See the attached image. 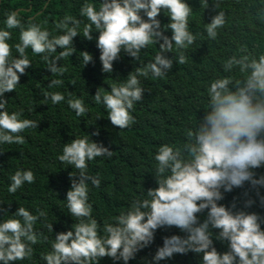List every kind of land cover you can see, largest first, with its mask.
<instances>
[{
	"label": "clouds",
	"instance_id": "1",
	"mask_svg": "<svg viewBox=\"0 0 264 264\" xmlns=\"http://www.w3.org/2000/svg\"><path fill=\"white\" fill-rule=\"evenodd\" d=\"M199 2L203 9L208 8L209 0ZM212 9L216 14L203 24L206 36L215 41L228 20L222 0H212ZM192 12L186 0H100L98 8L85 0L80 17L88 22L65 15L54 23L56 35L48 29L47 20L25 21L19 10L7 12L0 29V143L23 145L21 133L38 127V121L22 118V111L9 112L4 98L32 67L28 49L47 62L52 76L62 77L66 70L57 66V61L76 52L73 38L81 37V32L88 41L94 39L93 32L98 33L95 42L101 71L107 74L112 73L113 62L122 52L139 61L142 50L159 45L152 61L135 67L122 83L113 84L103 94L97 88L92 96L95 103L104 105L111 124L125 129L136 122L134 105L144 99L141 77L163 78L172 71L173 61L176 65L188 62L186 52L199 35L190 27ZM162 13L168 18L163 25L158 18ZM258 14H264V6L258 8ZM14 29L19 32L18 42L11 44ZM167 31L170 37L165 35ZM165 53H171L172 58ZM80 54L84 66L93 61L89 52ZM222 67L225 75L209 83L207 107L195 127L186 130V142L157 148L151 174L155 187L143 188L142 196L133 197L126 210L102 225L93 216L89 201V186L99 188L101 180L89 174L88 162L111 158L113 151L92 141L88 134L64 144L58 160L77 170L69 174L70 187L63 200L74 220L69 230L53 236L50 250L41 254L45 264H99L105 257L113 264H128L154 242L157 230L171 228L182 235L163 236L150 264L189 253L199 258V264H264V214L251 210L254 206L264 210V172H257L264 169V52H249L242 45ZM235 69L241 78L232 75ZM63 84V79L55 78L48 87ZM44 99L59 104L65 96L46 92ZM67 104L77 117L86 115L82 98L70 97ZM98 134V130L92 133ZM35 179L33 171L17 170L7 191L15 194ZM235 189L243 190L240 196H234L229 204L221 203L225 194ZM0 211L4 212L0 217V264L30 260L33 246L48 241L36 229L38 221L43 220L53 234V223L47 222V213L39 208L36 214L23 206L11 214ZM6 213L9 215L4 218ZM216 242L223 245V251L217 249Z\"/></svg>",
	"mask_w": 264,
	"mask_h": 264
},
{
	"label": "trees",
	"instance_id": "2",
	"mask_svg": "<svg viewBox=\"0 0 264 264\" xmlns=\"http://www.w3.org/2000/svg\"><path fill=\"white\" fill-rule=\"evenodd\" d=\"M85 0H0V29L4 28L6 13L19 10L20 16L27 21L34 18L37 23L47 20V27L53 35L54 23L65 15H71L87 23L80 17V7ZM99 7L100 0H88ZM192 7L190 27L198 33L196 42L186 52L188 62L176 65L163 78L141 77L145 88L144 99L134 105L132 115L136 122L128 128L119 129L113 126L107 117L103 104H97L92 96L97 88L101 93L110 90L113 84L122 83L127 74L139 65L152 61L159 45H150L142 50L139 61L122 52L121 58L113 62L112 73H103L99 60L100 52L96 47L95 37L88 41L78 35L73 38L76 49L69 58L57 61V66L66 71L62 77H54L46 68L47 62L40 55L27 50L32 67L26 69L15 91L4 94L8 100V111H22V118L38 121L37 129H26L21 135L25 138L23 145L0 143V209L14 213L19 206L36 214L39 208L47 213V222L53 223V234L40 220L36 229L48 237L34 245L33 256L20 264H45L41 254L50 250V241L58 232L70 229L73 220L65 207L66 192L70 187L69 174L77 172L71 166L58 160L65 143L86 134L94 142L102 144L113 151L111 158L97 157L88 162L89 174L99 176V188L90 187L89 201L93 205V216L101 225L127 209L133 197L142 196L144 189L155 187L153 159L161 144L182 145L186 142L185 132L194 128L197 119L203 116V109L208 104L207 87L209 83L225 75L224 61L243 45L249 52H264V14H258V8L264 6V0H222V8L226 11L228 23L219 31L215 41L210 40L204 32V24L210 22L215 15L212 0L208 8L203 9L199 0H186ZM161 24L168 23V18L161 14ZM83 23L81 24V28ZM12 31L11 44L18 42V30ZM171 36V32H165ZM157 47V48H156ZM59 51V49H58ZM87 51L93 61L84 66L80 52ZM15 55V50L13 49ZM58 55V52L53 54ZM175 55V48L173 49ZM172 58L171 53H165ZM241 78L238 69L232 73ZM63 79L60 87L49 88L51 79ZM73 82H75L73 84ZM46 92H61L65 100L53 104L44 99ZM78 97L84 100L87 113L77 117L70 109L67 100ZM100 117V118H98ZM98 118V119H97ZM99 131L98 135L92 133ZM17 170H31L35 175V183H25L15 194L7 189L11 176ZM257 172H264L258 169ZM144 188V189H143ZM242 189L226 193L221 203L229 204L233 197H239ZM264 193V190H261ZM252 211L264 214V210L254 206ZM4 214L0 211V217ZM9 214H5L7 218ZM201 215L200 219L203 220ZM264 227V226H262ZM182 235L176 228L157 230L154 242L137 253L135 259L128 264H150L157 246L162 245V237L166 235ZM218 250L224 247L216 242ZM99 264H113L110 258H102ZM116 264H123L122 261ZM160 264H199V258L192 253L176 255L171 260Z\"/></svg>",
	"mask_w": 264,
	"mask_h": 264
}]
</instances>
